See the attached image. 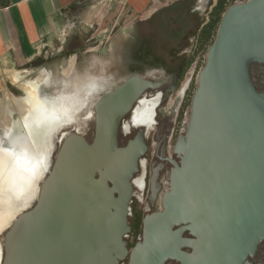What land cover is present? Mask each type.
Wrapping results in <instances>:
<instances>
[{
	"label": "water",
	"instance_id": "95a60500",
	"mask_svg": "<svg viewBox=\"0 0 264 264\" xmlns=\"http://www.w3.org/2000/svg\"><path fill=\"white\" fill-rule=\"evenodd\" d=\"M255 63L264 64V0L237 1L224 12L197 74L164 211L146 223L129 264L170 258L249 264L264 242V93L251 77ZM165 82L132 76L98 100L93 140L65 137L36 202L0 236V264H120L126 258L132 179L147 147L142 133L120 147L119 127L146 90ZM183 222L196 240L174 230ZM184 243L197 248L193 255L181 250Z\"/></svg>",
	"mask_w": 264,
	"mask_h": 264
},
{
	"label": "flooded vegetation",
	"instance_id": "af4514ba",
	"mask_svg": "<svg viewBox=\"0 0 264 264\" xmlns=\"http://www.w3.org/2000/svg\"><path fill=\"white\" fill-rule=\"evenodd\" d=\"M89 52V50L75 49L70 53L71 59L65 63L60 64L57 60L45 63L44 68L40 71L45 72L48 78L41 75L44 79L32 85L31 93L34 96V101L29 102L28 116H30L28 118L32 120V124L28 127L29 130L23 121L18 119L19 122L9 138H7L8 134L5 130H2L0 134L4 136L7 143L12 142L14 145L18 140L17 146L20 144L26 146L23 140L27 139L29 141L27 146L41 151L40 155L42 156L45 153L41 148L40 134L38 133V130H42L44 137L47 138L44 140V146L46 155L48 158L50 157L48 165L50 169L55 160V158L51 159L52 154L54 153L56 157L65 137L71 133L82 135L77 130L61 133V141L55 148L52 143L53 139L62 128L77 123H92L95 135V105L104 94L115 90L132 76H141L157 82L166 80L159 88L146 90L134 104L132 110L122 118L119 127L120 147L126 146L140 133H142L147 147L139 161L138 171L132 179L133 196L129 204V231L125 235L128 255L120 261V264H129L135 247L143 242L146 223L149 220L150 224L153 223L154 216L164 211L163 197L170 190L169 175L174 167L172 161L180 163L178 155L175 154V145L178 138L184 135L183 128L187 123L188 113L185 104L189 85L183 88L171 103H168L170 96L175 91L177 77L162 75L154 78L152 75L129 72L125 78L114 83L113 76L107 73L108 69L121 66L122 60L117 57L108 60L109 57L107 58L104 47L96 50L97 57L89 65L85 58ZM71 61H73L71 71L65 75L64 71L69 68ZM250 73L256 89L264 93V64H253ZM19 89L20 94L15 98H19L26 88L20 86ZM7 102L5 110L8 105H11L9 100ZM12 114L13 111L8 110L4 120L9 122ZM31 130L36 132L32 133ZM29 133L32 136V141L28 137ZM84 138L86 139V137ZM122 138L126 140L125 143H121ZM189 227L188 222H183L174 227V230L182 229L184 240H196ZM196 249L190 243H184L181 248L188 255H193ZM248 262L249 264H264V242L256 254L248 258ZM164 264L184 263L178 259L170 258Z\"/></svg>",
	"mask_w": 264,
	"mask_h": 264
},
{
	"label": "rangeland",
	"instance_id": "374dc122",
	"mask_svg": "<svg viewBox=\"0 0 264 264\" xmlns=\"http://www.w3.org/2000/svg\"><path fill=\"white\" fill-rule=\"evenodd\" d=\"M215 7L212 0H209V5L201 13L202 15L199 13L190 15L186 19L187 22L182 25L176 22L172 24L167 17V23H164L163 16L159 15L150 20H140L137 14L110 0H90L82 3L70 12L66 29L45 49L41 61L20 66L14 62H0V133L3 130L5 113L8 110L14 111L13 106L20 99L15 98L20 94L19 87L27 88L30 84L40 82L43 76L48 78L45 72L40 71L44 68V64L54 60L60 64L65 63L71 59L70 53L75 49L90 51L85 55L89 65L97 57L96 50L104 47L108 60L113 57L122 60L121 66L112 67L111 63L112 68L108 69L107 73L113 76L114 83L125 78L128 69L152 75L154 78L165 75L170 70L178 72L175 91L168 103H171L176 95L189 85L185 104L188 120L197 74L205 63L211 44L209 42L200 46L196 36L198 24L206 17L208 23L216 21L218 13L214 14ZM214 38L215 36L212 42ZM64 73L67 74L66 70ZM12 95L14 98L10 97ZM8 100L11 105L5 110ZM73 130L79 131L89 142L93 140V124L77 123L60 130L53 139L54 147L56 148L61 141V133H70ZM54 158L53 153L51 159ZM42 180L43 178L38 182V186ZM35 202L36 200L32 205ZM20 213L19 211L16 215L10 216L6 226L0 229V236L9 230L13 220Z\"/></svg>",
	"mask_w": 264,
	"mask_h": 264
},
{
	"label": "crops",
	"instance_id": "0c3cea01",
	"mask_svg": "<svg viewBox=\"0 0 264 264\" xmlns=\"http://www.w3.org/2000/svg\"><path fill=\"white\" fill-rule=\"evenodd\" d=\"M90 0H0V62L27 65L41 61L50 43L67 27L68 15L77 6ZM211 1V0H210ZM150 20L167 10L187 2L190 15L203 13L209 0H110ZM217 5V0H212ZM211 3V2H210ZM189 15V16H190ZM202 18L198 28L208 22Z\"/></svg>",
	"mask_w": 264,
	"mask_h": 264
},
{
	"label": "bare ground",
	"instance_id": "6f19581e",
	"mask_svg": "<svg viewBox=\"0 0 264 264\" xmlns=\"http://www.w3.org/2000/svg\"><path fill=\"white\" fill-rule=\"evenodd\" d=\"M72 65L73 61H71V65L69 66V68H66L67 74L70 73ZM32 85L33 84H30L29 86L25 85V87L27 86V88L24 90L23 94H21V98L19 97L20 99H18L17 97L18 100L17 103L14 105L15 110L13 111V114L11 116L12 118H10L9 122H6L5 120V122H3L2 129L5 130V132L8 134L7 138H9L16 124L19 122L18 119H21L23 121L24 125L27 126V130H29L28 127L30 126V124H32V120L28 118L30 116H28V111L30 107L29 102H31L34 97L31 93V90L33 88ZM31 131L32 133L36 132L33 130ZM38 133L40 134V145L43 146L45 153L42 156L40 155L41 151H37L36 148L31 147L29 145L23 146L22 144L17 146V143L13 145L12 142L7 143V140L4 138V136L0 135L1 230L6 226V223L11 218V215L14 216L19 213V211L21 213L26 211L38 198L40 188V186H38V182L41 178H43L44 180V175L49 165V158L46 155L47 152H45L44 146V140L47 138L44 137L42 130H38ZM28 137H30V140L32 141V136L30 133Z\"/></svg>",
	"mask_w": 264,
	"mask_h": 264
},
{
	"label": "trees",
	"instance_id": "16d2710c",
	"mask_svg": "<svg viewBox=\"0 0 264 264\" xmlns=\"http://www.w3.org/2000/svg\"><path fill=\"white\" fill-rule=\"evenodd\" d=\"M235 2L236 0H218V4L214 8V14L218 13L217 20L209 22L202 28H199L196 34L200 46H203L209 42H211L212 44V38L216 36L218 25L221 21L224 12L230 5L234 4ZM190 11H191V4L185 2L177 6L174 10L171 11L167 10L158 15L163 16L164 23H167L166 20L168 18L172 24L176 22L178 24L183 25L187 22L186 19L189 17Z\"/></svg>",
	"mask_w": 264,
	"mask_h": 264
}]
</instances>
